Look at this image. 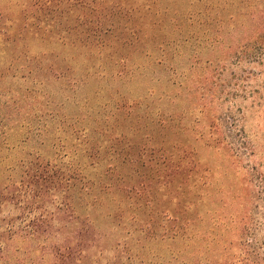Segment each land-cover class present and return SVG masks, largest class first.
<instances>
[{
    "label": "rangeland",
    "instance_id": "374dc122",
    "mask_svg": "<svg viewBox=\"0 0 264 264\" xmlns=\"http://www.w3.org/2000/svg\"><path fill=\"white\" fill-rule=\"evenodd\" d=\"M0 232L13 264H264V0H0Z\"/></svg>",
    "mask_w": 264,
    "mask_h": 264
},
{
    "label": "trees",
    "instance_id": "16d2710c",
    "mask_svg": "<svg viewBox=\"0 0 264 264\" xmlns=\"http://www.w3.org/2000/svg\"><path fill=\"white\" fill-rule=\"evenodd\" d=\"M41 217L36 222L37 228L35 229V232L39 231L40 234L38 235L34 234L35 235L34 238H37L38 240L40 239L48 240L49 237L52 236L53 234V230H52L53 224H51L52 220L46 218V216H41ZM14 227L15 225L12 222H10L9 224H7V226H5V229L7 232L15 233L16 231L14 230ZM82 237L83 236L81 234L76 237L77 238L76 244H73L72 239L74 238L71 239L69 236L64 237L59 244L54 246L53 250H51V253L53 259H56L58 262L54 264H75L76 262H82L81 250L78 249L79 246H82ZM6 239L7 236L4 233L0 232V263L13 264L11 262V258H8L7 256L9 247L6 248L5 246L3 247L4 245L3 243L4 242L6 243Z\"/></svg>",
    "mask_w": 264,
    "mask_h": 264
}]
</instances>
